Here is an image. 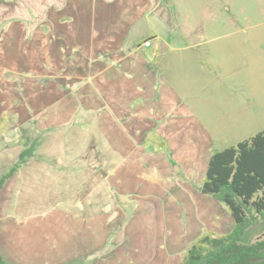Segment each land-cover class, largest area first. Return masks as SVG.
Masks as SVG:
<instances>
[{
    "label": "crops",
    "instance_id": "1",
    "mask_svg": "<svg viewBox=\"0 0 264 264\" xmlns=\"http://www.w3.org/2000/svg\"><path fill=\"white\" fill-rule=\"evenodd\" d=\"M206 6L0 0V183L39 135L0 188L6 262L184 264L197 232L234 229L201 188L264 131V22Z\"/></svg>",
    "mask_w": 264,
    "mask_h": 264
},
{
    "label": "trees",
    "instance_id": "2",
    "mask_svg": "<svg viewBox=\"0 0 264 264\" xmlns=\"http://www.w3.org/2000/svg\"><path fill=\"white\" fill-rule=\"evenodd\" d=\"M37 146V138L27 137L18 164L1 180L0 188L34 156ZM201 192L223 203L235 226L221 237H201L187 250L184 264H264V241L242 243L247 230L264 220V131L214 152ZM0 264L9 263L0 255Z\"/></svg>",
    "mask_w": 264,
    "mask_h": 264
},
{
    "label": "rangeland",
    "instance_id": "3",
    "mask_svg": "<svg viewBox=\"0 0 264 264\" xmlns=\"http://www.w3.org/2000/svg\"><path fill=\"white\" fill-rule=\"evenodd\" d=\"M213 0H190L188 8L182 7V2L180 0H177V5L179 11L183 12L184 14L185 11L189 10L190 11V16L199 18L203 16V9L207 7L206 5L212 2ZM229 2V7L230 11L226 10L228 6L225 7V11L221 9L220 13H210V16L215 17L217 15H220L221 17H226L229 19L232 14H235L239 16L240 18H244L246 15L251 16L254 18L255 22H264V0H226ZM187 9V10H186ZM2 11V9H1ZM215 15V16H214ZM182 19V17H181ZM33 139L39 138V135L32 134L30 135ZM41 137V136H40ZM134 205L129 206V211L131 212L132 208ZM126 211H128L125 208ZM121 220L119 221L124 222L125 221V216L119 217ZM196 233V232H195ZM214 234L218 235L215 232H197L195 239H193V242L198 240L204 235L207 234ZM222 236V235H220ZM257 241H264V220H259L256 224L252 225L247 232L245 233L242 243L244 244H252Z\"/></svg>",
    "mask_w": 264,
    "mask_h": 264
},
{
    "label": "built area",
    "instance_id": "4",
    "mask_svg": "<svg viewBox=\"0 0 264 264\" xmlns=\"http://www.w3.org/2000/svg\"><path fill=\"white\" fill-rule=\"evenodd\" d=\"M145 46H146V47H150V46H151V42H150V41L146 42V43H145Z\"/></svg>",
    "mask_w": 264,
    "mask_h": 264
}]
</instances>
